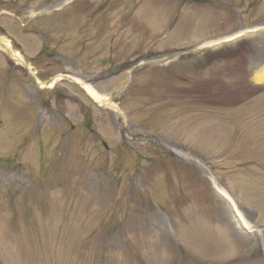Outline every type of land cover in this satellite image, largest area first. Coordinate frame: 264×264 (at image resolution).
I'll list each match as a JSON object with an SVG mask.
<instances>
[{"label":"rangeland","instance_id":"1","mask_svg":"<svg viewBox=\"0 0 264 264\" xmlns=\"http://www.w3.org/2000/svg\"><path fill=\"white\" fill-rule=\"evenodd\" d=\"M0 35L117 106L0 49V264H264V0H0Z\"/></svg>","mask_w":264,"mask_h":264},{"label":"bare ground","instance_id":"2","mask_svg":"<svg viewBox=\"0 0 264 264\" xmlns=\"http://www.w3.org/2000/svg\"><path fill=\"white\" fill-rule=\"evenodd\" d=\"M241 34V33H240ZM239 33H235L232 36H227L224 37L220 40L223 39H232L236 36H238ZM215 42H217V40L215 41H210L207 42L205 45H211L214 44ZM0 44L2 46L5 47V50H7L9 53L11 52V56L20 64L26 65V61L24 59V57L17 51H15L10 42L6 39H0ZM29 68L31 69L30 65ZM256 78L259 80L264 78V70H261L259 72H257ZM59 80V78L57 79V81ZM81 86L86 90L87 94L95 101L97 102L100 106H105L108 108H114L117 110V106L116 104L112 101V99L108 96H104L102 94H100L96 89H94L90 84L82 81V80H77ZM54 82H52L49 87L53 86ZM46 84L45 83H41V86L44 87ZM214 185V189L217 191V193L220 195V197L222 199L225 200V202L228 204L229 208L233 211L234 215H235V219L236 222H238V224L244 228H247L249 231L254 230L253 226L250 225V223L247 221L245 215L243 214V212L240 210V208L238 207L236 201L234 200L233 196L221 185H219L217 182L213 183Z\"/></svg>","mask_w":264,"mask_h":264}]
</instances>
